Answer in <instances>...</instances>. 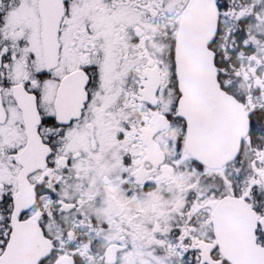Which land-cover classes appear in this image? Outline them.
I'll return each mask as SVG.
<instances>
[{
  "label": "snow or ice",
  "instance_id": "obj_1",
  "mask_svg": "<svg viewBox=\"0 0 264 264\" xmlns=\"http://www.w3.org/2000/svg\"><path fill=\"white\" fill-rule=\"evenodd\" d=\"M0 264H264V0H0Z\"/></svg>",
  "mask_w": 264,
  "mask_h": 264
}]
</instances>
